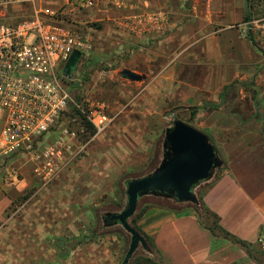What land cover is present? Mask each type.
Segmentation results:
<instances>
[{"label":"rangeland","instance_id":"374dc122","mask_svg":"<svg viewBox=\"0 0 264 264\" xmlns=\"http://www.w3.org/2000/svg\"><path fill=\"white\" fill-rule=\"evenodd\" d=\"M253 1L249 4L253 5ZM112 2L109 14L81 13L71 16L69 23L78 31V27L92 29L97 38L96 47L93 45L82 60H87L86 66L74 71L77 84L71 87L73 97L88 113L105 105L113 121L94 142L88 143L93 135L89 122L82 113L76 122L77 111L70 108L65 126L78 131L79 145L87 147L48 184L37 172L44 164L41 159L13 157L0 162V264H122L131 235L121 226L107 228L103 217L126 208V182L147 176L160 166L166 130L175 121L213 135L212 130L201 126L206 118L195 109H152L147 101H141L140 106L136 103L137 88L142 92L173 61L171 58L162 63L158 53L163 51L161 44H167L168 37L183 31L192 0ZM258 2L262 7L257 17L262 18L264 0ZM22 10L16 12L18 20L30 13V9ZM135 14L145 17L143 27L148 32L144 35L124 32L118 25ZM152 24L158 27L152 28ZM124 35L146 36V43L135 39L131 46H110L106 41L107 36L124 42ZM256 46L264 55V50ZM155 53L157 61H153ZM148 59L150 64L145 62ZM127 70H137L138 80L126 78ZM83 129L88 135L83 134ZM11 176L19 182L10 186ZM196 194L200 195L201 189ZM146 199L139 213L145 209Z\"/></svg>","mask_w":264,"mask_h":264},{"label":"crops","instance_id":"0c3cea01","mask_svg":"<svg viewBox=\"0 0 264 264\" xmlns=\"http://www.w3.org/2000/svg\"><path fill=\"white\" fill-rule=\"evenodd\" d=\"M247 1L192 0L183 31L161 44L157 59L172 58L170 66L142 92L137 88L139 106L199 111L224 162L201 188L205 226L190 209L176 212L170 199H146L150 207L138 225L164 264H264V55L242 35L248 11L256 19L262 6ZM78 29L96 47L94 31ZM124 36L106 41L146 43V36Z\"/></svg>","mask_w":264,"mask_h":264},{"label":"built area","instance_id":"2783aa9c","mask_svg":"<svg viewBox=\"0 0 264 264\" xmlns=\"http://www.w3.org/2000/svg\"><path fill=\"white\" fill-rule=\"evenodd\" d=\"M112 5V0H0V162L13 157L41 159L44 164L37 172L48 184L87 147L79 145L78 131L65 126L70 108L77 111L76 122L82 113L93 126L88 143L110 127L108 107L85 111L72 94L71 87L77 84L74 73L70 78L64 70L75 52L85 58L92 49L69 18L109 14ZM19 9L30 13L18 20ZM145 21L142 14H135L118 25L144 35ZM242 35L264 50V17L245 22ZM83 134L88 135L85 130ZM8 182L11 186L19 180L11 176Z\"/></svg>","mask_w":264,"mask_h":264},{"label":"water","instance_id":"95a60500","mask_svg":"<svg viewBox=\"0 0 264 264\" xmlns=\"http://www.w3.org/2000/svg\"><path fill=\"white\" fill-rule=\"evenodd\" d=\"M80 59L81 53L72 55L64 70L67 77L72 78ZM125 74L126 78L138 80L136 73L130 70ZM223 166L217 148L206 134L182 121H175L166 130L160 166L147 176L128 180L126 208L120 214L107 215L111 223L122 226L131 235V244L122 264H130L141 247L145 250L148 247L146 240L130 223L142 198L157 197L181 204H198L196 189L210 182Z\"/></svg>","mask_w":264,"mask_h":264},{"label":"trees","instance_id":"16d2710c","mask_svg":"<svg viewBox=\"0 0 264 264\" xmlns=\"http://www.w3.org/2000/svg\"><path fill=\"white\" fill-rule=\"evenodd\" d=\"M249 1L250 0L247 1L248 6H249ZM252 20H253L252 19V13H251V11H248V13H247V15L245 17V22H250ZM82 60H83V57H81L78 65L76 67V70H77V68H82L83 65H84V67L86 66L87 60H85L84 62ZM211 106L214 109H216V110L220 108V105H211ZM88 125H89V127H91V129L93 131V126L90 123H88ZM210 182L201 185L200 187H198L196 189V191L198 189H201L204 185L209 184ZM200 196H201V194L200 195H197L198 200H199L198 204H180V203H177L176 201H173V200H171V202L173 203V205L175 207L174 210L176 212H181V210H184V209H190V210H192L197 215V217H198L200 223L202 224V226H205V213H206V210H205V208L203 206V203L201 201V197ZM143 200H145V198L140 201L139 207H138V210H137V213L130 220V223L141 234V236L146 240V243H147V246L148 247H147L146 250L144 248H140L137 251V253L135 254V256L132 259V261H131L130 264H164V261H163V258L161 256V253L157 249L155 243L152 241V239L138 225L140 219L142 218V216L144 214V212L150 207V206L145 207V209H143L142 213H139V209H140V206H141V202ZM79 244H81V243H79Z\"/></svg>","mask_w":264,"mask_h":264},{"label":"flooded vegetation","instance_id":"af4514ba","mask_svg":"<svg viewBox=\"0 0 264 264\" xmlns=\"http://www.w3.org/2000/svg\"><path fill=\"white\" fill-rule=\"evenodd\" d=\"M145 199L146 198H148V197H144ZM144 198H142V199H144ZM141 199V200H142ZM140 200V201H141ZM174 201V200H173ZM178 203V202H177ZM181 204V203H180ZM117 214H120V213H111V216L112 215H117ZM110 218V217H109ZM103 221H104V223H105V226L108 228V227H116V226H120V225H118V224H116V223H111V221L108 219V217H107V215H105L104 217H103ZM122 227V226H121ZM141 248H143V247H141Z\"/></svg>","mask_w":264,"mask_h":264}]
</instances>
